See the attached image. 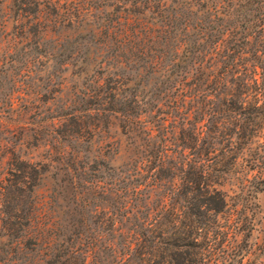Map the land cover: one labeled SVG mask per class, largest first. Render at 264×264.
Returning a JSON list of instances; mask_svg holds the SVG:
<instances>
[{
    "label": "trees",
    "instance_id": "trees-1",
    "mask_svg": "<svg viewBox=\"0 0 264 264\" xmlns=\"http://www.w3.org/2000/svg\"><path fill=\"white\" fill-rule=\"evenodd\" d=\"M166 1L139 0L137 4L161 6ZM207 1H172L177 5L162 9L168 11L169 29L165 36L169 47H146L149 40L157 44L162 41L165 33L160 31L149 37L126 33L127 41L138 36L139 43L133 41V45L119 54H110V60L121 69L105 71L106 75L92 79L87 95L94 107L88 109L119 112L124 128L140 127L147 141L153 140L151 148L136 160L132 170L108 164L102 168L86 162L74 169L72 178L79 201L85 197L84 192L99 187L120 194L118 202L101 210L104 229L90 231L80 221L69 233L59 224L49 223L31 201L40 168L13 153L9 172L27 178L30 191V206L19 214L16 205L13 215L18 219L8 225V234L16 240L14 250L22 252L21 264H232L233 261L239 264L243 261L246 244H241L238 235L245 230V221L240 210L230 211L223 221L219 218L226 211L228 201L218 176L225 171L228 158L219 156L223 150L217 146L220 141L216 134L220 130L236 133L227 147L229 152L233 151L230 164L236 163L244 145L254 136L264 138V80L250 91V80L259 81L258 71L249 70L247 64L240 62L250 36L264 33V0H215L217 4L211 7ZM57 3V0H17L19 9L27 15H37L42 5L55 10ZM56 22V17L47 22L37 18L30 30L41 32ZM177 36L185 38L184 48L172 43ZM212 56L217 61L208 65ZM141 59L147 70L162 71L164 75L157 87L167 101L164 108L155 102V97L146 99L134 91H125L130 81L126 67ZM243 66H246L243 75L238 73L235 80V74L240 72L238 68ZM222 93L227 94L222 104L235 114L233 121L221 115L222 106L215 102ZM156 105L159 109L153 113L152 124L143 119V114L154 111ZM207 145L213 149L207 151ZM260 159H249L253 168L263 166L264 159L262 163ZM3 189L2 198L12 188L3 186ZM72 235L77 237L70 242Z\"/></svg>",
    "mask_w": 264,
    "mask_h": 264
},
{
    "label": "rangeland",
    "instance_id": "rangeland-1",
    "mask_svg": "<svg viewBox=\"0 0 264 264\" xmlns=\"http://www.w3.org/2000/svg\"><path fill=\"white\" fill-rule=\"evenodd\" d=\"M57 1L55 10L42 5L37 15H27L19 9L17 0H0V264H21L22 252L14 250L16 240L8 234V225L18 219L13 215L17 207L22 214L30 206L27 178L9 172L13 153L40 168L31 201L49 223L59 224L71 233L83 221L85 229L96 232L104 229L101 210L118 202L120 194L99 187L84 192L85 197L79 201L72 178L74 169L86 162L102 168L108 164L132 170L153 141H147L140 127L124 128L119 112L88 109L94 106L88 102L87 92L95 76L121 69L110 60V54H119L133 45V41L139 43L138 36L127 41L126 33L149 37L160 31L165 33L162 41L157 44L149 40L146 47H169L165 36L169 29L168 11L162 9L177 4L172 3L174 0H167L161 6L137 4L139 0ZM207 2L210 7L217 4L215 0ZM55 17L57 22L53 27L41 32L30 30L37 18L47 22ZM196 23L195 20L192 25ZM172 43L181 48L186 45L185 38L179 36ZM244 47L246 53L240 58L241 64H247L249 70L257 69L259 76L258 82L250 80L251 91L264 80V33L252 34ZM216 61L212 56L207 63ZM142 63L143 59L127 65L130 81L125 91H134L146 99L155 97V102L164 108L167 101L157 90L164 75L162 71L147 70ZM246 66L238 68L240 72L235 74V80L238 73L243 75ZM226 96L222 93L215 102L222 106L221 115L233 121L234 112L221 102ZM159 105L154 111L144 113L143 119L155 123L153 113ZM228 132L220 130L216 134L220 141L217 146L223 150L219 156L228 158L225 171L218 176L228 201L226 211L219 218L223 221L230 211L240 210L245 230L238 239L246 246L239 264H264V138L254 136L244 145L236 163L230 164L233 151L229 152L227 147L236 133ZM210 149L213 148L207 145L206 150ZM255 157L261 158V163L263 160V166L252 167L249 159ZM3 186L12 188L13 192L11 189L2 198ZM76 237L72 235L70 242Z\"/></svg>",
    "mask_w": 264,
    "mask_h": 264
}]
</instances>
